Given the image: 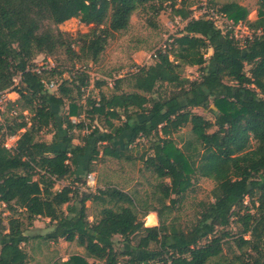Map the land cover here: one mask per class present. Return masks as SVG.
Masks as SVG:
<instances>
[{
    "label": "trees",
    "instance_id": "obj_1",
    "mask_svg": "<svg viewBox=\"0 0 264 264\" xmlns=\"http://www.w3.org/2000/svg\"><path fill=\"white\" fill-rule=\"evenodd\" d=\"M154 1L0 0V92L15 91L19 97L9 105L20 107L17 112L9 106L11 114L20 119L11 124L1 120L4 110L0 109V203L12 212H24L29 223L37 217L49 218L53 228L42 237L76 242L84 248L85 256L73 254L64 262L52 264H121L120 256L126 257L123 264L150 260L156 262L152 264H206L221 252L222 237L215 235L216 228L230 223L246 197L253 205L256 197L257 213L245 212L240 217L242 233L249 237L237 239L238 246L249 248L250 253L236 264H264V0H257V18L248 23L254 33H263L253 34L242 46L234 37L222 36L211 20L191 17L184 1L177 7L172 2L173 13L185 24L172 37L171 47L156 51L153 64L115 79L111 93L86 99L83 109L74 93L79 97L80 89L88 85L85 71L76 69L60 83L54 81L56 91L50 92L43 81L52 80L48 75L56 70H31L39 53L51 55L64 47L72 56L78 55L56 25L70 18L92 25L88 33L78 35L82 42L79 51H89L95 60L107 36L126 30L132 13ZM161 6L150 5L157 11ZM219 11L234 23L246 22L249 13L236 2L222 4ZM45 21L54 27L44 29ZM100 27L101 33H97ZM221 36L224 45L213 49L211 67L207 68L206 50ZM186 65L198 66L197 79L182 76ZM245 66H249L247 71ZM16 75L20 80L14 84ZM123 82L132 91L122 90ZM158 83L172 85L176 91L156 99L148 97ZM66 102L67 113L57 123L53 106ZM210 102L214 121L192 111L205 109ZM24 111L31 116L28 118ZM82 113L89 123L71 120ZM136 114L146 115L138 120ZM95 121L102 122L104 129ZM186 124L191 125L193 140L182 149L174 147L171 132ZM212 127L216 129L209 132ZM6 128L9 135H17L13 147L3 143ZM42 128L56 129L51 141L36 139ZM75 129L89 130L81 138L83 145L73 143ZM152 136L157 139L152 143V154L145 159L146 167L156 177L169 180L160 185V209L138 211L134 199L117 188L81 193L76 202L73 196L78 186L53 189L55 182L68 177L80 181L79 171L85 165L86 174L93 172L98 158H129L126 152L131 144ZM120 139L125 141L117 144ZM88 147H92L91 153ZM194 174L215 181L213 201L203 205L190 226L174 219L167 223L165 213L177 202L171 196L186 191ZM87 200L113 205L104 206L97 221H89ZM149 212H156L157 225L145 226L140 219L139 215ZM21 226L16 217L8 219L7 228L0 221V264H26L22 243L29 238ZM116 235L124 242L120 251L114 247ZM134 236L138 238L132 245ZM151 243L156 244L154 250L149 248Z\"/></svg>",
    "mask_w": 264,
    "mask_h": 264
},
{
    "label": "rangeland",
    "instance_id": "obj_2",
    "mask_svg": "<svg viewBox=\"0 0 264 264\" xmlns=\"http://www.w3.org/2000/svg\"><path fill=\"white\" fill-rule=\"evenodd\" d=\"M181 1H184L190 10L193 8L198 9L199 4L203 2L216 11H219V7L222 4L228 2H236L245 6L249 11L246 22H239L241 25L238 23L233 29L224 30L226 29L225 25L218 29L222 36L225 35L229 38L234 37V39L238 40L240 46L243 45L245 39H250L253 34L263 33V31L259 30L254 33L250 26H248L249 22L257 18L259 9L257 0H155L154 2L147 3L137 8L132 13L126 30L112 32L108 35L103 50L95 60H92L93 58L89 51H87V53L79 51L82 42L81 39L78 38V35L88 33L92 25H86L77 18H70L56 25V27L64 34L65 39L71 41V47L78 55L72 56L62 47L51 55L44 53L37 54L32 61V65L36 68L48 67L46 69H55L56 72L48 76L55 82L57 81V84L61 82L63 77L67 79L69 75H71V71L74 72L76 69L85 71L88 75V85L80 89L81 95L79 97L76 92L74 93L77 103L81 105L83 109L86 99L98 98L100 93H111L113 91L115 79L125 77L137 71L139 67L148 66L155 62L154 53L158 46L166 39L177 35L185 24V21L181 20L173 13L171 6V3L174 2V6L177 7L182 4ZM153 3L155 7H158V4L161 3V9L157 11L153 9V7H150ZM47 27H54V25L49 21H45L43 23V28L45 29ZM100 29L101 27L97 29V33H101ZM222 36L212 41L211 46L206 50L204 65L207 68L211 67L209 57L213 49L221 48L224 45ZM170 45L171 44H169V47H171ZM171 59H173V57H171ZM248 69L249 66H245V70L247 71ZM181 74L183 77L194 80L199 77L200 70L198 66L186 65L182 67ZM17 76L18 75L14 78ZM97 83L101 84L98 86ZM55 88L56 86L50 88L49 91L55 92ZM120 88L124 91H132V88L127 82H123ZM174 91H176V88L172 85L158 83L153 92L147 94V96L156 99L168 96ZM18 97L19 95L10 89L0 94V109L4 110L1 118L2 121L11 124L14 121L20 120L16 118V113L11 114L8 110L10 107H15L17 112L20 111V107L17 105H9L10 102L16 101ZM67 108L68 102H66L64 106H53L52 111L56 116L57 123H60L62 117L66 115ZM213 110L214 107L212 102H210L209 106L205 109L201 107L192 108L194 113L200 114L210 121H214ZM24 115L28 118L31 116V114L26 111H24ZM145 115L146 114H136L135 118L141 120L144 119ZM71 120L75 122L84 120V122L89 123L88 120L84 118L83 113L79 117L72 116ZM115 123L118 124L119 121H115ZM94 124L99 125L101 130L104 129L102 122L95 121ZM60 129L59 134L61 132ZM215 129L216 127H212L209 132ZM23 130L24 129L21 131ZM54 131L42 128L37 134L36 139L49 142L52 139ZM88 131V129H75V139L73 143H80L83 145L81 138L88 133ZM6 132L8 135L5 136L3 143L6 147H13L17 135H9V128H6ZM159 134L160 137H163L161 131H159ZM170 138L174 147L182 149L188 141L193 140L191 125L186 124L177 131L171 132ZM156 139L157 137L152 136L150 138H139L136 140V142L129 146L130 150L126 152L129 156L127 159H115L111 157L98 158V161L94 162L95 170L90 173L93 174L94 179L93 182L88 184L89 186H87L85 182L87 174L86 166L84 165L82 171H79L78 174L82 178L80 181L74 182L72 178L68 177L55 182L53 189L58 190L66 185L78 186V192L73 196V200L76 202L81 193L98 194L99 190L105 188H117L128 193L134 199L138 211H143L145 208L160 209L161 205L158 202L161 196L160 185L168 183L169 180L156 177L145 164L146 157L152 154V143ZM124 141L125 140L120 139L117 140L116 143L121 144ZM251 146H255L254 140L251 141ZM88 148L87 151L91 153L92 147ZM215 185L216 183L212 179L194 174L191 178V184L186 191L180 195L171 196L174 197L177 202L175 206L170 209V212L167 211L165 213V221L168 223L174 219L175 222L188 226L195 223L203 205L213 201L212 190ZM254 201L255 204L253 205L250 199L246 197L243 207L237 211L238 214L235 213L231 217L230 223L225 227L216 228L215 235H220L222 237L221 252L218 256L210 258L206 264H236L241 257H245V254L250 253L249 248H240L238 246L237 239L239 236H243L244 239L249 237L248 234L242 233L243 222L240 217L245 212L257 213L256 207L258 203L256 202V197H254ZM166 203H169L168 200H166ZM111 205H113L111 202L103 203L102 201L87 200L85 202V207L89 221H93V219L97 221L100 218L101 209L104 206ZM64 207L65 205H63V208ZM154 214L156 216V223L154 225H157L158 217L156 212H154ZM10 217H16L21 220V228L24 230V234L29 238L27 242L22 243V247L27 253L26 264H52L55 261L64 262L73 254L86 255L84 248L77 245L76 242H67L63 239L52 241L42 237L53 228V223L49 221V218L37 217L32 223H29L24 212H12L7 209L5 204L0 203V221L5 228L8 227V219ZM139 217L145 226H152L146 224V215H139ZM137 238V236L132 237L130 244L135 245ZM205 241L206 240H203L201 243ZM114 242L115 249L120 251L124 242L118 235L114 237ZM149 248L150 250H154L156 244L151 243ZM118 259L119 262L123 264L126 257L120 256ZM87 260L88 262H92V259L87 258ZM154 262L155 261L150 260L138 264H152Z\"/></svg>",
    "mask_w": 264,
    "mask_h": 264
},
{
    "label": "built area",
    "instance_id": "obj_3",
    "mask_svg": "<svg viewBox=\"0 0 264 264\" xmlns=\"http://www.w3.org/2000/svg\"><path fill=\"white\" fill-rule=\"evenodd\" d=\"M191 10H192L191 17L209 19L213 22V24L215 25L217 29L222 28L223 25L226 26V29L224 30L233 29L239 23V22L234 23L233 20L229 19L224 13H222L221 11H216L212 9L211 7L206 5L205 2L199 4L198 9L193 8ZM171 42H172V38L166 39L161 45L158 46L156 51L164 52L167 49V47H169V44ZM156 51L154 53V56L156 54ZM39 68L32 67L31 70L39 72L40 70L46 69L48 67H39ZM19 80H20V75H18L16 78H13L14 84H17ZM43 83L49 89L56 86V83L54 82V80L43 81ZM3 92H0V94H2ZM93 179H94L93 174H87L86 179H85L86 185L89 186L88 184H90V182H93Z\"/></svg>",
    "mask_w": 264,
    "mask_h": 264
},
{
    "label": "bare ground",
    "instance_id": "obj_4",
    "mask_svg": "<svg viewBox=\"0 0 264 264\" xmlns=\"http://www.w3.org/2000/svg\"><path fill=\"white\" fill-rule=\"evenodd\" d=\"M146 224L147 225H154L156 223V216L154 214V212H149L147 215H146Z\"/></svg>",
    "mask_w": 264,
    "mask_h": 264
}]
</instances>
